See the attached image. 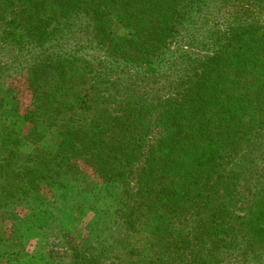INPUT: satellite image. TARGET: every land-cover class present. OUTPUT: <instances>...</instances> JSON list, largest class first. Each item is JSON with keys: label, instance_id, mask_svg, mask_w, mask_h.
Returning <instances> with one entry per match:
<instances>
[{"label": "trees", "instance_id": "16d2710c", "mask_svg": "<svg viewBox=\"0 0 264 264\" xmlns=\"http://www.w3.org/2000/svg\"><path fill=\"white\" fill-rule=\"evenodd\" d=\"M198 1L0 0V91L6 53L24 56L13 72L26 71L34 95L27 120L59 134L54 153L25 156L19 129L0 125V220L21 230L0 232V264H264V0H236L245 17L204 57L171 59ZM71 158L116 211L87 224L94 241L60 252L49 236L86 222ZM45 172L61 174L55 227L36 184ZM5 196L29 214L4 211ZM105 220L120 237L138 227L142 248L111 247L104 262ZM22 239L44 248L27 254Z\"/></svg>", "mask_w": 264, "mask_h": 264}, {"label": "rangeland", "instance_id": "374dc122", "mask_svg": "<svg viewBox=\"0 0 264 264\" xmlns=\"http://www.w3.org/2000/svg\"><path fill=\"white\" fill-rule=\"evenodd\" d=\"M198 9L194 11L191 18L184 24L180 31L179 44H173L172 50L173 58H182L183 61H187L190 58H194L196 55L204 57L214 48L215 44L225 31L226 25L230 22L236 21L237 19H243L244 12H241L236 0H200ZM252 17H254V12ZM252 21V20H251ZM264 21V20H263ZM112 33L116 35H129L130 32L124 30L117 23H112ZM78 37H70L73 39ZM91 48H94L93 45ZM178 50L184 51L180 52ZM92 54L95 52L93 49L89 50ZM9 59H3L2 71L4 72V91H0V125L11 127H17L20 131L21 139V153L25 156L33 153L49 154L54 153L57 150L59 142V134L55 128L39 127L31 121L27 120L28 115L34 110L35 102L34 95L30 91L26 82V71L13 72L14 68L17 67L24 56H20L13 53H6ZM16 59V60H15ZM168 59L167 60H171ZM20 60V62L18 61ZM166 67V65H163ZM177 71L179 68L175 67ZM13 72V73H12ZM176 72V71H175ZM161 83L154 84V91L159 90ZM151 88V81H149L148 90ZM9 91V92H8ZM4 98H7L9 103L5 105V109L1 108L4 105ZM112 106H110L111 109ZM114 108V107H113ZM13 115V116H12ZM42 130L43 132H40ZM71 163L75 165V169L71 172V175L77 182L80 181L84 185L83 195L81 202L84 206L83 213L84 217L83 224L79 225L72 233L59 236L54 233L49 236V241L56 246H60L58 251H63V247H66L68 241L73 244H80L82 241H94L92 235L87 230V224L92 222L94 217H101L102 212L105 209L110 208L112 212L116 211V202L114 195L111 197L109 193H100L95 195L92 192L94 184H99L100 180L94 175L91 168L81 161L70 159ZM61 174H54L52 172H45L36 179V184L40 195L46 201V209L50 213V220L55 227L60 222L61 216L64 212L65 202L59 197V194L55 192V182L59 181ZM115 192V191H114ZM116 193V192H115ZM115 208V209H114ZM2 209L7 213L16 215L19 218L26 217L29 212L15 197L5 196L2 200ZM112 221L114 220V213H111ZM108 219V218H107ZM109 227L105 234L107 236L106 247L103 248L102 259L104 262L112 261L113 254L111 253L114 246L120 245L122 249H127L130 245H134L138 250L142 248L146 236L143 232L138 233V227L130 229L127 234L120 237L116 230L112 229L113 222L104 221ZM122 223V222H121ZM120 222L119 224L122 225ZM185 229L189 232L190 226L186 224ZM125 226L122 225V229ZM17 225H13V222L9 218H3L0 220V232H2L5 238H12L17 236L19 233ZM53 232V231H52ZM58 236V237H57ZM103 240V239H102ZM24 241L20 243L21 249L27 254L39 253L44 248L43 240H29L22 239ZM112 247V248H111ZM123 251V250H122ZM121 252V250H120ZM138 255H135L136 258ZM124 257V255H123ZM100 258V257H99ZM38 264H43L38 262Z\"/></svg>", "mask_w": 264, "mask_h": 264}]
</instances>
